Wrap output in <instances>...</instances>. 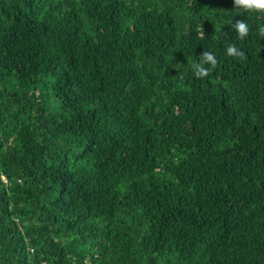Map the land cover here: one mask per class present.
Wrapping results in <instances>:
<instances>
[{"label":"trees","instance_id":"obj_1","mask_svg":"<svg viewBox=\"0 0 264 264\" xmlns=\"http://www.w3.org/2000/svg\"><path fill=\"white\" fill-rule=\"evenodd\" d=\"M231 10L0 0V264H264V15Z\"/></svg>","mask_w":264,"mask_h":264},{"label":"clouds","instance_id":"obj_2","mask_svg":"<svg viewBox=\"0 0 264 264\" xmlns=\"http://www.w3.org/2000/svg\"><path fill=\"white\" fill-rule=\"evenodd\" d=\"M230 13L234 14L235 17H244V14L264 15V0H233V10H231ZM230 13H221V16ZM224 23L226 22L223 20L219 21L217 27H221ZM232 29L235 30L240 40L246 38L250 32V27L246 19L238 20L235 24H233L232 21L231 30ZM260 33L264 35V28L260 29ZM199 35L201 37L205 35L202 27L199 30ZM226 55L233 58H242L245 53L235 43H230L226 47ZM217 63V58L212 51H204L203 54L199 56V60L192 63L191 68L196 78L203 79L209 75L211 68H214Z\"/></svg>","mask_w":264,"mask_h":264}]
</instances>
